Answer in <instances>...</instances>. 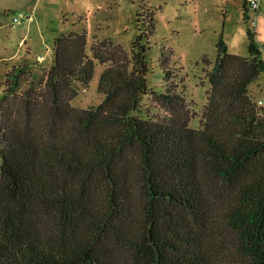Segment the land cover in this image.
Returning a JSON list of instances; mask_svg holds the SVG:
<instances>
[{"label":"trees","instance_id":"1","mask_svg":"<svg viewBox=\"0 0 264 264\" xmlns=\"http://www.w3.org/2000/svg\"><path fill=\"white\" fill-rule=\"evenodd\" d=\"M141 14L130 61L90 57L87 32L72 29L54 38L40 75L29 63L6 75L0 264H264V108L249 93L264 75L256 33L246 30V57L219 37L195 128L164 51L163 90L147 85L141 41L154 14ZM94 59L111 60L102 100L74 107ZM150 90L158 113L141 110Z\"/></svg>","mask_w":264,"mask_h":264},{"label":"rangeland","instance_id":"2","mask_svg":"<svg viewBox=\"0 0 264 264\" xmlns=\"http://www.w3.org/2000/svg\"><path fill=\"white\" fill-rule=\"evenodd\" d=\"M257 1L258 9L251 10L244 0H0V96L12 67L29 63L40 75L52 60L54 38L72 29L87 32L86 52L90 57L98 54L111 60L124 57L130 61L135 51L132 44L139 34L138 13L146 19L152 12L155 30L147 42L145 37L141 41L149 45L145 51L147 85L156 93L162 92L160 61L168 59L166 68L184 79L193 113L190 125L197 128L207 102L206 74L216 59L219 37L229 52L246 57V30L250 27L264 57V0ZM18 13L24 18L13 25L12 17ZM160 51H164L162 58ZM111 60L102 64L94 59L92 79L73 98L74 107H95L101 102L103 94L98 92L97 84ZM249 93L256 103L264 102V75L249 85ZM153 96L151 90L142 96V111L158 113Z\"/></svg>","mask_w":264,"mask_h":264},{"label":"built area","instance_id":"3","mask_svg":"<svg viewBox=\"0 0 264 264\" xmlns=\"http://www.w3.org/2000/svg\"><path fill=\"white\" fill-rule=\"evenodd\" d=\"M246 3L248 4L249 9H251V10H257L259 7L257 0H246ZM23 18H24V15L22 13H18L12 17L11 22L13 25H15V24L20 23ZM252 25H254V21H252ZM257 104L258 105H264V102L262 100H259V101H257Z\"/></svg>","mask_w":264,"mask_h":264},{"label":"crops","instance_id":"4","mask_svg":"<svg viewBox=\"0 0 264 264\" xmlns=\"http://www.w3.org/2000/svg\"><path fill=\"white\" fill-rule=\"evenodd\" d=\"M88 10V9H87ZM84 13V12H83Z\"/></svg>","mask_w":264,"mask_h":264}]
</instances>
